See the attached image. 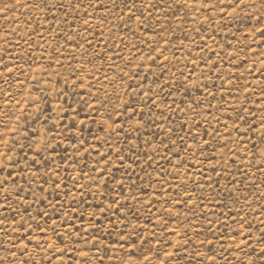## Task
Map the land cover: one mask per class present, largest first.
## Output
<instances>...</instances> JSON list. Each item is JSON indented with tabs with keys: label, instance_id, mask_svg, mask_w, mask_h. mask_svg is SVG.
Segmentation results:
<instances>
[{
	"label": "rangeland",
	"instance_id": "rangeland-1",
	"mask_svg": "<svg viewBox=\"0 0 264 264\" xmlns=\"http://www.w3.org/2000/svg\"><path fill=\"white\" fill-rule=\"evenodd\" d=\"M0 264H264V0H0Z\"/></svg>",
	"mask_w": 264,
	"mask_h": 264
}]
</instances>
